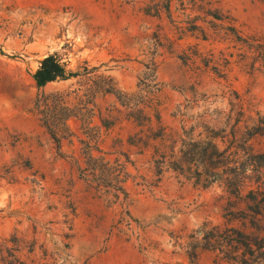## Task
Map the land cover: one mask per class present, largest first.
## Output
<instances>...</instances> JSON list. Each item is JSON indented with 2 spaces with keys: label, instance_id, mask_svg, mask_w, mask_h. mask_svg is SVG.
<instances>
[{
  "label": "rangeland",
  "instance_id": "374dc122",
  "mask_svg": "<svg viewBox=\"0 0 264 264\" xmlns=\"http://www.w3.org/2000/svg\"><path fill=\"white\" fill-rule=\"evenodd\" d=\"M51 54L98 86L110 76L122 93L154 92L150 126L113 95L96 98L111 123L93 155L129 160L125 183L93 187L75 162L85 166L84 146L58 147L40 125L37 97L90 84L37 88L32 74ZM259 121L264 0H0V264H215L204 235L225 221L227 193L160 163L185 159L183 145L209 132L220 148L243 141ZM249 143L264 152V135Z\"/></svg>",
  "mask_w": 264,
  "mask_h": 264
},
{
  "label": "trees",
  "instance_id": "16d2710c",
  "mask_svg": "<svg viewBox=\"0 0 264 264\" xmlns=\"http://www.w3.org/2000/svg\"><path fill=\"white\" fill-rule=\"evenodd\" d=\"M170 1L165 0L167 9ZM89 72L90 70L80 72L67 69L66 64L60 62L54 54L42 58L32 74L37 88L57 80L69 79H77L76 82L88 80L90 84L85 89L76 88L65 94H42L35 101V109L40 125L58 147L63 139L71 143L72 137H76L84 146L88 158L83 161V167L79 160H75L77 168L85 181L101 189L112 185L113 181L125 183L126 174L121 177L120 173L125 169V162L129 160L122 161L117 157L111 161L106 160L105 156L93 155V151L101 152L97 147L101 129L111 123L110 114L104 116L101 112H95L96 98L99 94L113 95L127 116L138 124L150 126L148 109L152 105L154 92L141 95L122 93L116 89L110 76L104 78V86H98L89 78ZM95 117L99 119L98 125L93 122ZM70 120L78 124L83 137L70 130ZM261 135H264V121L252 126L245 133L246 138L243 141H222L223 146L220 148L217 135L209 132L202 141L183 145L180 152L186 155L185 159L167 162L163 155L160 163L161 166H168L173 170L194 173L198 181L203 179L207 184H217L227 193L228 210L223 215L225 221L223 224L211 226L204 235L205 249L215 253V264H264V152L256 151L249 143L251 138ZM147 138H159L160 141L164 139L163 134L148 135ZM170 151L171 160L175 155L173 149ZM98 161H104V167L100 168ZM110 163L115 166H110ZM111 170L119 174L111 176ZM98 175L105 179L100 180ZM119 189L126 194L122 186Z\"/></svg>",
  "mask_w": 264,
  "mask_h": 264
},
{
  "label": "bare ground",
  "instance_id": "6f19581e",
  "mask_svg": "<svg viewBox=\"0 0 264 264\" xmlns=\"http://www.w3.org/2000/svg\"><path fill=\"white\" fill-rule=\"evenodd\" d=\"M53 31V30H52ZM51 38H53V37H51ZM44 40H47V38L46 39H44ZM46 43H47V41H45ZM40 43H42V42H40ZM50 43V42H49ZM45 44V43H44ZM42 45V44H41ZM46 45V44H45ZM31 46V45H30ZM39 46V45H38ZM47 46V45H46ZM53 49V48H52Z\"/></svg>",
  "mask_w": 264,
  "mask_h": 264
}]
</instances>
